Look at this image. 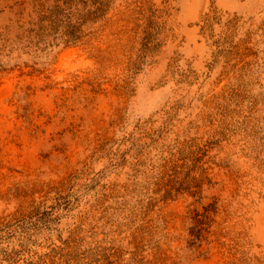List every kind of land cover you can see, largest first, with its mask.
<instances>
[{
    "label": "rangeland",
    "instance_id": "obj_1",
    "mask_svg": "<svg viewBox=\"0 0 264 264\" xmlns=\"http://www.w3.org/2000/svg\"><path fill=\"white\" fill-rule=\"evenodd\" d=\"M0 264H264V0H0Z\"/></svg>",
    "mask_w": 264,
    "mask_h": 264
},
{
    "label": "trees",
    "instance_id": "obj_2",
    "mask_svg": "<svg viewBox=\"0 0 264 264\" xmlns=\"http://www.w3.org/2000/svg\"><path fill=\"white\" fill-rule=\"evenodd\" d=\"M41 19L43 18V17H40Z\"/></svg>",
    "mask_w": 264,
    "mask_h": 264
}]
</instances>
